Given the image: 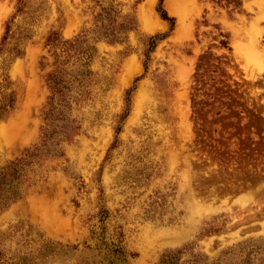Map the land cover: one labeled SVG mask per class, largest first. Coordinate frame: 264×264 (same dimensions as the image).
Masks as SVG:
<instances>
[{
    "label": "rangeland",
    "instance_id": "rangeland-1",
    "mask_svg": "<svg viewBox=\"0 0 264 264\" xmlns=\"http://www.w3.org/2000/svg\"><path fill=\"white\" fill-rule=\"evenodd\" d=\"M0 264H264V0H0Z\"/></svg>",
    "mask_w": 264,
    "mask_h": 264
},
{
    "label": "bare ground",
    "instance_id": "bare-ground-1",
    "mask_svg": "<svg viewBox=\"0 0 264 264\" xmlns=\"http://www.w3.org/2000/svg\"><path fill=\"white\" fill-rule=\"evenodd\" d=\"M168 1H170V0H168ZM148 8H150V7H148ZM148 8L144 7V6L140 8L141 19L144 20ZM175 11H177V13H178L177 9H175ZM178 14H179V17H180V21L182 22V15L180 13H178ZM157 22H159V20H157ZM146 24H148V23H146ZM126 67H127L126 68L127 70H133L135 68L134 64L130 60L128 61Z\"/></svg>",
    "mask_w": 264,
    "mask_h": 264
},
{
    "label": "trees",
    "instance_id": "trees-1",
    "mask_svg": "<svg viewBox=\"0 0 264 264\" xmlns=\"http://www.w3.org/2000/svg\"><path fill=\"white\" fill-rule=\"evenodd\" d=\"M162 1V0H161ZM162 15H163V17H165V18H170L168 15H167V13H162ZM112 31L114 32L115 31V29L114 28H112ZM114 37V36H113ZM74 45V44H73ZM50 76H51V79L53 80V82H54V84H53V89L54 88H56V90H60L59 88H58V84H59V81H58V79H57V74L55 73V72H53V73H50ZM52 86V85H51Z\"/></svg>",
    "mask_w": 264,
    "mask_h": 264
}]
</instances>
